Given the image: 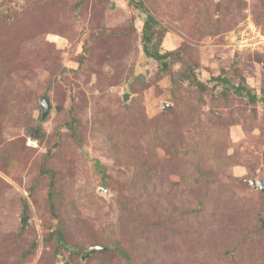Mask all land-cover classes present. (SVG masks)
Segmentation results:
<instances>
[{
	"label": "rangeland",
	"instance_id": "374dc122",
	"mask_svg": "<svg viewBox=\"0 0 264 264\" xmlns=\"http://www.w3.org/2000/svg\"><path fill=\"white\" fill-rule=\"evenodd\" d=\"M142 1L167 69L129 0H0V264H264V102L214 79L264 96V0Z\"/></svg>",
	"mask_w": 264,
	"mask_h": 264
},
{
	"label": "trees",
	"instance_id": "16d2710c",
	"mask_svg": "<svg viewBox=\"0 0 264 264\" xmlns=\"http://www.w3.org/2000/svg\"><path fill=\"white\" fill-rule=\"evenodd\" d=\"M130 5L137 10L142 11L146 14L145 23L143 26V52L146 55V57L154 59L155 61L161 62L164 69L168 68V62L167 60L172 56V52H165L163 53L161 48V39L163 35L162 29L159 27L160 23L155 18V16L150 13L148 8L145 6L144 2L142 0H129ZM193 77V83L201 90L205 91L207 89V86L200 82L195 74H192ZM215 81H218V83L222 86H225L226 88L229 87L236 91L237 93H240V95H244L247 97V99L252 103L255 104L257 102H264V96H259L256 93L252 92L251 89L246 88L243 85H239L235 87L230 79L224 76H218L214 78ZM260 94H263L262 92ZM68 126L72 131H75V125L69 123ZM50 203H51V210L52 213L55 214V199H56V193L54 192V185L53 182L51 183V189H50ZM57 234V240L60 244L67 246L64 240V236L61 233V231H56ZM81 251V250H79Z\"/></svg>",
	"mask_w": 264,
	"mask_h": 264
},
{
	"label": "water",
	"instance_id": "95a60500",
	"mask_svg": "<svg viewBox=\"0 0 264 264\" xmlns=\"http://www.w3.org/2000/svg\"><path fill=\"white\" fill-rule=\"evenodd\" d=\"M125 100L127 99L126 96L124 97ZM42 107L45 109V112L48 113L51 105H50V101L48 99H42ZM251 184L255 187V188H258L260 189L261 191L264 192V181H251ZM103 191H106L104 189H102ZM23 226H26V222H23L22 223ZM105 248H102V247H99V246H96V247H90L88 248L82 255V259L85 260L87 259L88 257H90L94 252L96 251H103Z\"/></svg>",
	"mask_w": 264,
	"mask_h": 264
}]
</instances>
